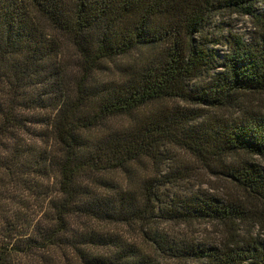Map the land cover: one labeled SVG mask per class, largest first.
<instances>
[{
    "label": "trees",
    "instance_id": "16d2710c",
    "mask_svg": "<svg viewBox=\"0 0 264 264\" xmlns=\"http://www.w3.org/2000/svg\"><path fill=\"white\" fill-rule=\"evenodd\" d=\"M256 2L0 0V264H264L238 229L264 228ZM214 10L251 39H195ZM199 168L249 202L180 188ZM196 222L226 240L176 229Z\"/></svg>",
    "mask_w": 264,
    "mask_h": 264
},
{
    "label": "rangeland",
    "instance_id": "374dc122",
    "mask_svg": "<svg viewBox=\"0 0 264 264\" xmlns=\"http://www.w3.org/2000/svg\"><path fill=\"white\" fill-rule=\"evenodd\" d=\"M256 9L264 12V0H257ZM228 33L238 34L243 36L245 40L251 39L253 35V26L250 18L244 14L237 12H230L227 10H214L211 12L201 28V32L195 35V39L201 40L202 37L209 39L208 46L215 48L218 52L222 53L226 50V44L224 42V36ZM249 106L264 111V95L262 94H250L248 95ZM257 161L264 166V160L257 159ZM165 169V167H164ZM182 187H196L201 189H207L209 191L212 188L216 194L224 199H236L242 198L246 202H249V197L246 192L241 189L236 182L226 176L219 178L216 174L211 175L204 169H198L197 172L187 182L180 183ZM179 190V187H169L168 190ZM239 233H248L250 236H259L264 238V228L258 224L249 222L244 225H238ZM182 233L193 237L197 242H210L224 241L226 238L223 235L221 228L211 223L196 222L192 225H180L176 228Z\"/></svg>",
    "mask_w": 264,
    "mask_h": 264
}]
</instances>
